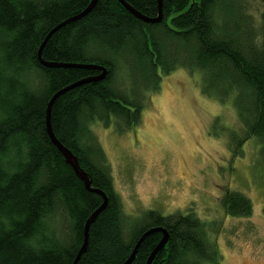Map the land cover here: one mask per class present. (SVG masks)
<instances>
[{
  "label": "trees",
  "instance_id": "obj_1",
  "mask_svg": "<svg viewBox=\"0 0 264 264\" xmlns=\"http://www.w3.org/2000/svg\"><path fill=\"white\" fill-rule=\"evenodd\" d=\"M125 1L148 18L158 15L157 0ZM89 3L0 0V264H74L85 222L103 203L66 163L46 126L52 96L100 70L47 67L38 59L46 36ZM243 4L163 0L161 21L151 23L118 0H98L87 15L47 40L41 54L45 61L108 69L104 79L60 94L51 109L54 135L108 198L77 264H122L143 233L155 227L165 228L169 241L152 264H220L217 243L193 214L147 210L142 217L126 216L91 125L133 129L143 106L140 93L161 80L157 68L163 74L183 64L202 73L206 93L222 103L232 96L245 133L233 140L241 146L245 139H258L264 158V12L255 27ZM118 75L127 77V90L114 87ZM221 201L233 216L252 213L253 202L240 192L227 193ZM161 238L160 232L145 238L131 264H146Z\"/></svg>",
  "mask_w": 264,
  "mask_h": 264
},
{
  "label": "rangeland",
  "instance_id": "obj_2",
  "mask_svg": "<svg viewBox=\"0 0 264 264\" xmlns=\"http://www.w3.org/2000/svg\"><path fill=\"white\" fill-rule=\"evenodd\" d=\"M240 1L259 26L264 3ZM157 71L158 87H144L140 93L143 106L133 129L118 132L101 122L91 125L124 213L130 219L147 210L191 213L217 243L220 264H264L261 143L250 138L237 145L245 133L232 96L222 103L206 93L201 72L183 64L163 74ZM120 76L112 80L114 87L127 90V77ZM235 191L251 199L252 213L226 212L221 200Z\"/></svg>",
  "mask_w": 264,
  "mask_h": 264
},
{
  "label": "water",
  "instance_id": "obj_3",
  "mask_svg": "<svg viewBox=\"0 0 264 264\" xmlns=\"http://www.w3.org/2000/svg\"><path fill=\"white\" fill-rule=\"evenodd\" d=\"M97 1L98 0H90V3L88 4V6L81 13L65 20L64 22H62L58 26H56L46 36V38L44 39L43 43L41 44V46L38 50V59H39L40 63L44 66H47V67H76V68L100 70L99 75H97L95 77H89V78L80 80V81L76 82L75 84H73L67 88H64V89L60 90L59 92H57L56 94H54V96H52L51 100L49 101L48 106H47V110H46V126H47V131H48V134H49L52 142L61 151V153L63 154V156L65 158L66 163L71 165V167L73 168L76 175L84 182L86 189L90 192L98 193L103 197V203L101 204V206L97 210H95L85 222L84 242H83L81 248L79 249V252H78L77 257L74 261V264H77L79 258L86 251L87 246H88L89 228H90L91 224L96 220L98 215L106 208L107 203H108V198H107V195L104 193V191L92 186L91 180L88 177L86 171L80 166L78 158L69 149H67L64 145H62L61 142L54 135L52 127H51V120H50L51 109H52V105H53L55 99L60 94H62L63 92H65L69 88L77 87V86H80L82 84L89 83L92 81H99V80L104 79L108 73V69L104 66H99L97 64H92V63L91 64H66V63L48 62L42 58L41 54H42V49L45 46L47 40L55 31H57L59 28L63 27L64 25L69 24V23L87 15L94 8ZM118 1L122 4V6L126 10H128L131 14H133L135 17L141 19L142 21L155 23V22H160L162 19V3H163V0H157V2H158V15L155 18H148V17L144 16L142 13H140L135 8H133L125 0H118ZM156 232L162 233V238L159 241V243L154 247V249L152 250L151 254L149 255V257L147 259L146 264H152L155 257L160 253V251L166 246V244L169 241V233L163 227H155V228H151V229L145 231L143 233V235L139 238L138 242L136 243V245H135L134 249L132 250L128 259L122 264H131L133 262V260L135 259L136 255L138 253L139 247H140L141 243L144 241V239L147 238L148 236H150L151 234L156 233Z\"/></svg>",
  "mask_w": 264,
  "mask_h": 264
}]
</instances>
